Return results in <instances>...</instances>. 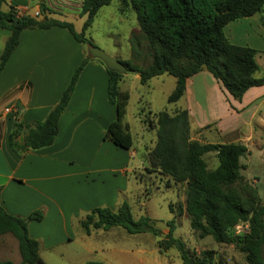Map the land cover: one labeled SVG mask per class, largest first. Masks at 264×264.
<instances>
[{"label": "trees", "instance_id": "trees-1", "mask_svg": "<svg viewBox=\"0 0 264 264\" xmlns=\"http://www.w3.org/2000/svg\"><path fill=\"white\" fill-rule=\"evenodd\" d=\"M0 0V28L9 31L0 54V74L19 43V36L26 29L65 28L78 43L93 44L86 36L97 11L112 0H82L79 13L84 16L80 31L70 21L48 14L54 13L45 3L42 19L19 14L14 7L2 9ZM135 10L139 31L147 42L149 63L135 65L131 59L121 60L127 71H138L141 84L152 77L168 74L175 78V85L167 96L168 103H176L185 93L186 81L192 75L209 72L234 99L240 101L253 86L264 84V74L256 76L258 65L255 49L230 41L224 27L231 21L262 11L264 0H129ZM135 39L131 37V54H138ZM92 59L87 54L74 70L68 85L57 103L43 120L29 124L14 121L8 134V145L21 157L30 149L50 145L59 132V117L66 108L83 66ZM98 60V59H97ZM99 62H101L99 60ZM102 63V62H101ZM103 64V63H102ZM107 99L116 107V117L104 132V138L124 149L132 146L129 126L124 123L129 92L119 88L123 74L108 70ZM152 125L156 128V141L149 151L148 160L161 174L173 183L186 185L184 212L190 229L199 238L211 236L218 244L234 245L244 253V262L232 264H264V202L257 187L247 182L241 173L240 158L249 153L245 144L238 142L201 143L190 138L189 113L186 108L173 113L166 110L152 113ZM142 114H140L141 116ZM141 117V121H144ZM207 126V125H206ZM23 133V140L18 136ZM214 151L218 165L207 167L205 153ZM1 197V188H0ZM41 210L19 217L7 212L0 200V235L10 234L18 243L20 261L1 260L0 264H47L39 255V244L28 234L27 223L40 221ZM86 234L94 230L121 227L129 234L148 232L160 236L149 216L133 218L130 205L123 201L116 210L95 207L80 220ZM246 223L247 229L236 233L235 226ZM168 232L160 237L157 247L160 253L175 247L183 264H226L216 258V250L204 248L191 251L185 242L175 237V222L167 221ZM82 264H105L99 260H87Z\"/></svg>", "mask_w": 264, "mask_h": 264}, {"label": "crops", "instance_id": "crops-1", "mask_svg": "<svg viewBox=\"0 0 264 264\" xmlns=\"http://www.w3.org/2000/svg\"><path fill=\"white\" fill-rule=\"evenodd\" d=\"M124 2L129 5L127 0ZM41 3L54 11L48 15L69 21L66 12L80 9L82 0H5L2 9L14 7L19 13L27 10L28 15L42 19L46 13L41 11ZM8 36L9 31L0 28V54ZM226 36L232 40L230 35ZM87 54L85 46L75 41L65 28L26 29L21 32L19 43L0 74V200L7 212L19 217H27L35 210L42 211L43 218L28 221L27 229L29 236L38 241L39 255L47 264L56 262L54 257L57 256L65 260L63 264L74 260L80 264L78 255L69 252L74 240L82 239L84 251L94 252L96 247L89 246L86 240L95 235V230L86 234L80 220L95 207L116 210L123 201H129L133 195L132 184L137 186L131 179L138 178L137 169H144V164L147 167L145 160L130 163L129 157L138 154L133 137L129 149L104 138L106 128L116 117V107L107 99L106 67L92 57L83 66L59 117V132L54 141L48 146L30 149L21 157L9 147L8 134L13 122L29 124L43 120ZM113 56L121 60L131 57ZM199 75L211 80L220 93L224 90L209 72L200 71L186 81L184 95L187 98H191ZM124 77L123 73L119 83ZM135 77L139 79L138 72ZM262 93L264 84L250 87L240 101L227 93L232 113L246 110ZM186 109L190 125L201 127L215 122L221 129L216 118L192 124V111ZM240 127L232 124L221 132L230 137L239 132ZM17 139L21 142L23 133ZM247 148L249 151L248 145ZM140 180L141 183L142 178ZM4 235L8 233L0 237ZM12 238L15 252H18L16 259L5 257L8 245L0 250L3 253L0 259L19 262L18 243Z\"/></svg>", "mask_w": 264, "mask_h": 264}, {"label": "rangeland", "instance_id": "rangeland-1", "mask_svg": "<svg viewBox=\"0 0 264 264\" xmlns=\"http://www.w3.org/2000/svg\"><path fill=\"white\" fill-rule=\"evenodd\" d=\"M127 1L129 5H126L124 0H112L108 5L102 6L97 11L92 25L86 30V36L106 53L119 55L122 59L131 55L130 59L135 65L143 66L149 63L151 57L148 54L147 42L139 31L135 10L130 1ZM78 10L69 9V12H66V19L74 24L77 31H80L84 16H81ZM260 12L233 20L224 27L225 34L230 35L233 43L255 49V60L258 65L256 76L264 74V17H262L264 5ZM26 13L28 14V11L23 10L19 14ZM131 37L137 42L135 48L138 54H131ZM124 74L125 79L119 83V86L129 92L130 98L123 121L129 126L138 152L136 156L129 157L130 163L135 164L140 160L147 162V167L144 164V169L136 170L138 178L131 179L137 182V186L135 183L132 184L133 195L127 202L133 218L137 220L140 216H149L154 225L160 229V236L148 232L129 234L121 227L99 229L95 230L94 236L87 237L86 240L89 246L96 247L94 252L84 251L82 239H79L70 244V254L78 255V260L82 261L80 264L87 261L86 259L103 261L104 258L103 262L106 264H183L175 247L162 253L157 247L160 237H164L168 232L167 221L173 219L176 226L174 236L181 238L191 251L198 253L204 248H213L216 250V258L226 264L243 263L244 253L234 245L218 244L211 236L199 238L190 229L189 219L184 212L185 183H173L168 176L161 174L150 165L148 154L155 144L156 131L152 129L153 116L149 114V110L152 113L161 110L173 113L176 109L187 107L193 114L192 124L216 118L221 129L224 130L232 124L241 126L238 128L239 132L227 137L215 122L207 126L202 125L203 127L193 124L190 125L189 134L191 139L201 143L234 141L248 145L249 153L240 158L243 165L241 173L247 182L257 187L259 198L264 202V93L255 102L249 104L246 110L235 114L232 113L227 93L224 90L220 93L211 80L203 78L202 75H199V80L193 86L190 99L183 95L176 103H168L167 96L175 85L173 76L168 74L155 76L143 85L139 79H136V71H126ZM141 117L145 120L141 121ZM203 158L209 169L218 165L214 151L205 153ZM245 225L247 224H237L236 233L245 231L247 229ZM0 238V250L6 245L10 247L5 257L16 259L18 252H15L12 235L8 234ZM262 252L264 258V245ZM2 254L0 252V257ZM54 260L57 263L52 262V264L65 263V260L58 256L54 257ZM76 263L77 261L74 260L68 264Z\"/></svg>", "mask_w": 264, "mask_h": 264}, {"label": "water", "instance_id": "water-1", "mask_svg": "<svg viewBox=\"0 0 264 264\" xmlns=\"http://www.w3.org/2000/svg\"><path fill=\"white\" fill-rule=\"evenodd\" d=\"M86 49L88 55L92 58L100 60L105 65L106 69L116 71L121 74L127 71V67L122 63L121 60L113 55L106 53L100 47L94 44H89L87 45Z\"/></svg>", "mask_w": 264, "mask_h": 264}, {"label": "built area", "instance_id": "built-area-1", "mask_svg": "<svg viewBox=\"0 0 264 264\" xmlns=\"http://www.w3.org/2000/svg\"><path fill=\"white\" fill-rule=\"evenodd\" d=\"M39 14V12H36V15H38Z\"/></svg>", "mask_w": 264, "mask_h": 264}]
</instances>
